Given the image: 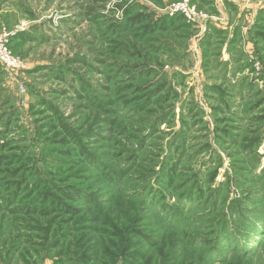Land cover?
<instances>
[{"label":"rangeland","instance_id":"1","mask_svg":"<svg viewBox=\"0 0 264 264\" xmlns=\"http://www.w3.org/2000/svg\"><path fill=\"white\" fill-rule=\"evenodd\" d=\"M5 33L0 264H264V0H0Z\"/></svg>","mask_w":264,"mask_h":264},{"label":"built area","instance_id":"2","mask_svg":"<svg viewBox=\"0 0 264 264\" xmlns=\"http://www.w3.org/2000/svg\"><path fill=\"white\" fill-rule=\"evenodd\" d=\"M175 9H180V6H176ZM8 33L0 35V63L8 69H21L25 68L26 64L23 62L19 55H15L11 48H9Z\"/></svg>","mask_w":264,"mask_h":264},{"label":"trees","instance_id":"3","mask_svg":"<svg viewBox=\"0 0 264 264\" xmlns=\"http://www.w3.org/2000/svg\"><path fill=\"white\" fill-rule=\"evenodd\" d=\"M252 226H257V231L253 234V236L249 239V245L253 243V240L258 236V234H262L261 241L264 240V216L259 220L253 222Z\"/></svg>","mask_w":264,"mask_h":264}]
</instances>
